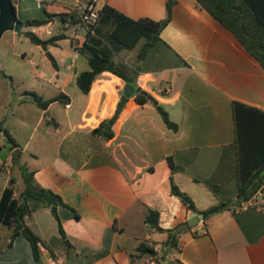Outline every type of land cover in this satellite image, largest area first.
Listing matches in <instances>:
<instances>
[{"label":"crops","instance_id":"obj_1","mask_svg":"<svg viewBox=\"0 0 264 264\" xmlns=\"http://www.w3.org/2000/svg\"><path fill=\"white\" fill-rule=\"evenodd\" d=\"M249 2L264 19V0ZM166 5L167 0H100L101 8L109 6L135 21L165 20ZM41 10L49 15V23L29 32L42 41L64 38L46 51L38 46L48 60L47 53L53 57L56 67L49 60L50 73L34 69L27 85H14L12 75L0 69V80L12 82L0 83V202L7 188L14 190L15 198L25 190V168L39 187L59 196L80 219L58 210L63 238L50 208L31 201L32 214L25 224L40 239L39 261L25 237H13V231L0 224V264H264L262 215L241 204L177 233L194 212L171 194L173 179L199 214L220 204H237L233 105L264 113L260 63L197 0H177L160 40L143 56L144 40L133 50L121 49L112 40L115 24L106 16L91 30L81 23L68 24L62 7ZM43 19L46 15L27 21ZM39 28L51 34H40ZM80 28L86 30L83 44L71 41L73 51L67 50L69 33L77 35ZM89 31L115 50L114 63L127 71L132 85L166 110L178 132L166 127L152 104L141 106L133 96L116 118L113 139L93 133L115 117L122 97L118 91L123 94L126 83L107 72L96 78L89 94L78 89L77 76L90 70L82 52ZM31 94L43 101L64 98L44 110ZM168 159L176 167L174 173ZM15 167L20 177H14ZM150 210L159 213L164 232L146 224ZM141 245L148 251H140Z\"/></svg>","mask_w":264,"mask_h":264},{"label":"trees","instance_id":"obj_2","mask_svg":"<svg viewBox=\"0 0 264 264\" xmlns=\"http://www.w3.org/2000/svg\"><path fill=\"white\" fill-rule=\"evenodd\" d=\"M198 3L208 11L220 24L228 29L238 41L244 46L247 52L260 63L264 68V19L259 14L255 6L249 0H197ZM177 0H167V15L165 20L156 22L147 18L138 21L132 20L115 9L104 6L100 11V17L106 16L113 20L115 28L111 34L112 40L125 50H133L140 41L144 40L145 45L141 51V56L154 46L155 42L160 40V34L168 26L172 19L173 9ZM46 19L30 20L25 23L26 27H42L49 23V15L45 12ZM74 20L71 24H78ZM89 31L82 52L86 54L90 70L79 74L76 78V85L83 94H89L96 78L103 73H111L126 84H134L130 79L127 71L114 63L115 50L107 44L95 40ZM25 36L36 45L42 47L45 51L50 45H54L57 41L63 39V36L54 37L47 41H42L32 32L25 33ZM49 60L56 67L53 57L47 53ZM149 94L135 95V101L144 106L148 103L152 104L166 127L173 132H178V126L173 123L166 110L154 99H148ZM32 101L40 108L46 109L50 104L56 101H63V96L43 101L36 94H31ZM233 116L236 129V141L239 155L238 178L239 187L237 195V204L230 206L229 204H220L214 206L200 214L204 216V222L211 216L224 212L234 211L236 207L247 202L253 193L264 183V113L257 109L246 107L239 103L233 105ZM116 122L115 118L103 121L100 126L93 131L94 134L102 136L108 140L114 138L112 130ZM2 131V129H0ZM3 135L8 142L16 146L14 139L7 131H3ZM169 166L174 173L176 167L171 159H168ZM25 190L18 198H15V192L12 188L4 191L0 202V224L13 231V237L23 236L31 245L34 259L39 261L40 239L37 238L32 231L26 226L25 219L32 214L30 202H41L50 208L52 214L58 222L60 234L65 238L62 227V219L58 214V210L69 213L70 217L76 220L80 219L79 214L69 206L63 203L62 199L54 193L39 187L33 174L21 169ZM171 194L180 200V202L191 212H197L192 199L183 193L171 179ZM146 224L157 232H164L159 226V213L150 210L146 219ZM170 240L173 238V232H168ZM139 250L147 252L145 245H141Z\"/></svg>","mask_w":264,"mask_h":264},{"label":"rangeland","instance_id":"obj_3","mask_svg":"<svg viewBox=\"0 0 264 264\" xmlns=\"http://www.w3.org/2000/svg\"><path fill=\"white\" fill-rule=\"evenodd\" d=\"M19 21L26 23L27 20L34 16V18H44V12L38 9L37 2L35 0H21L14 4ZM31 30L30 27H25L22 34H18L14 31L6 32L0 40V69L8 74L12 75L14 79V85L24 86L27 85L26 80L30 78L34 69H38V74L50 73L53 71L51 63L45 57L42 49L34 45L29 38L25 36V33ZM72 37L68 44H65L66 49L70 50L71 41L80 42L83 44L86 36V30L80 28L78 34L69 33ZM73 51V50H70ZM0 83L11 85L12 82L9 79L1 78ZM2 135L0 134V137ZM0 157L4 158V155L0 152ZM12 166L9 168L11 169ZM20 171L18 168H13V175L16 178L20 177ZM20 179V178H19ZM21 179L18 182V186H21Z\"/></svg>","mask_w":264,"mask_h":264},{"label":"built area","instance_id":"obj_4","mask_svg":"<svg viewBox=\"0 0 264 264\" xmlns=\"http://www.w3.org/2000/svg\"><path fill=\"white\" fill-rule=\"evenodd\" d=\"M21 0H12L13 4ZM59 6L66 11V22L71 24L74 20L93 29L100 18V0H38V9H44L47 6ZM40 34L50 35L51 30L39 28ZM122 95L121 91H118ZM243 208H250L264 217V183L253 193L250 199L243 203ZM204 221V220H203ZM201 221V222H203Z\"/></svg>","mask_w":264,"mask_h":264},{"label":"water","instance_id":"obj_5","mask_svg":"<svg viewBox=\"0 0 264 264\" xmlns=\"http://www.w3.org/2000/svg\"><path fill=\"white\" fill-rule=\"evenodd\" d=\"M25 28V23L19 21L16 13V8L12 0H0V40L2 36L8 31H14L18 34H22L23 29ZM140 94L146 95V92L140 87H135L132 84H126L124 86L123 94L115 115V119L120 115L123 108L127 104L128 100L133 96ZM148 99H151V96H148ZM16 153V157H17ZM204 220V216L197 212L192 213L189 217L187 223L180 225L176 228V232H186L191 228H195L201 221ZM153 256L154 252L151 253Z\"/></svg>","mask_w":264,"mask_h":264}]
</instances>
